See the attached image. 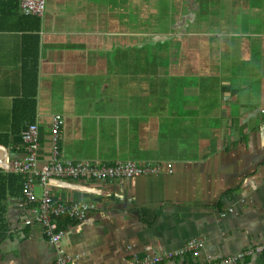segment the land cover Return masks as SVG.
<instances>
[{"label": "crops", "instance_id": "crops-1", "mask_svg": "<svg viewBox=\"0 0 264 264\" xmlns=\"http://www.w3.org/2000/svg\"><path fill=\"white\" fill-rule=\"evenodd\" d=\"M217 1L212 18L219 31L201 34L200 17L211 8L200 0H45L41 19L20 15L19 0H0V146L19 144L23 129L37 123L43 164L59 115L60 152L69 158L175 163L172 174L124 179L113 190L208 223L222 215L221 227L264 239V0ZM129 37L178 41L167 73L129 71ZM204 43L209 50L201 49ZM148 74L168 76L170 83L154 89ZM245 90L250 100L261 99L256 107L239 105ZM64 118L78 119L70 121L76 127L66 131ZM35 193L40 197L41 190ZM75 196L99 207L81 224L57 220L78 264H135L134 254L178 251L195 237L202 239L197 255L162 264H204L248 247L157 209ZM8 201L0 264H54L52 247L37 228L24 227L25 213ZM240 264H264V251Z\"/></svg>", "mask_w": 264, "mask_h": 264}, {"label": "built area", "instance_id": "built-area-1", "mask_svg": "<svg viewBox=\"0 0 264 264\" xmlns=\"http://www.w3.org/2000/svg\"><path fill=\"white\" fill-rule=\"evenodd\" d=\"M44 11L45 0H19V13L24 17L41 19L44 16ZM258 103H253V106L256 107ZM259 113L264 117V105L259 106ZM62 123L61 116L55 115L53 117L49 133V157L41 165L39 161L41 143L37 123L30 124L23 129L19 140L22 148L19 147V144H13L9 147L0 146V169L16 174L21 179L22 196L17 208L25 213L23 225L26 228L39 230L40 236L52 247L55 253L54 264L79 263L76 255H70L66 251L62 237L64 230L58 225L57 220L63 218L71 223L81 224L88 219L91 212L99 208L95 201L79 200L75 196L78 194H89L157 209L208 226L223 234L233 235L248 244L244 251L236 255H230L221 260H212L204 264H240L245 256L264 251V241L260 238L239 235L221 227L219 222L222 215L216 219L215 223H208L166 207L125 197L113 190L112 187L124 179L172 174L175 163L167 162L162 166L141 160L107 162L69 158L60 152ZM20 149H22V154L18 153ZM10 154H15L17 158L11 159ZM92 183H98L102 186L96 188L92 186ZM36 189L41 190L40 197L36 196ZM57 189L70 193H56ZM201 246V237H195L181 250L161 251L153 256L142 258L134 254L131 256V261L135 264H162L180 257L186 252L197 255Z\"/></svg>", "mask_w": 264, "mask_h": 264}, {"label": "trees", "instance_id": "trees-1", "mask_svg": "<svg viewBox=\"0 0 264 264\" xmlns=\"http://www.w3.org/2000/svg\"><path fill=\"white\" fill-rule=\"evenodd\" d=\"M202 8H205L209 5L211 8L210 16H201L200 23L197 31L201 34H215L219 31L218 23H216L212 16L215 14V10L218 8L217 0H200L199 2ZM215 37H211V41L215 43ZM128 46L136 50L137 60L134 67L130 70V51H129V62L128 67L129 71H142L144 73H149L154 69H163V73H167L169 68L170 59L173 53L178 49L179 42L168 39L162 43L153 42L152 38L142 37V38H130L129 37ZM213 68L216 67L215 64L212 65ZM225 68V66H224ZM254 96L251 94V99ZM247 107H252L253 104L246 105ZM8 173L0 169V221L5 218L6 215L10 213L8 209L9 201H16L18 205L22 196V184L21 179L18 175ZM5 221V220H4ZM5 223V222H4ZM5 223V227L9 225ZM3 236H0L2 239Z\"/></svg>", "mask_w": 264, "mask_h": 264}, {"label": "rangeland", "instance_id": "rangeland-1", "mask_svg": "<svg viewBox=\"0 0 264 264\" xmlns=\"http://www.w3.org/2000/svg\"><path fill=\"white\" fill-rule=\"evenodd\" d=\"M205 17H207V16H205ZM200 47H202L201 49L209 50L210 47H211V44L204 43V44L200 45ZM128 50L130 51V64H129V67H130V70H131L134 67L135 63H136L137 54H136V50L134 48H132V47H128ZM210 58H211V56H210ZM245 59H246V56L242 57V62H243L242 65H243V67L245 65ZM238 68H239V66H238ZM148 77H149V80H150L151 84L154 85V89H157L158 87L167 86L170 83V80H169L168 76H153V75L150 76L148 74ZM238 77H239V79H241L242 75L239 74ZM229 84H230V82H229ZM153 93H155V91H153ZM232 93H233V95H238L239 94V92L237 90H233ZM242 95L246 98V100L244 98H242V99L240 98L239 99V105L246 106L248 104H253L255 102H261V99H257V100H253V101L250 100L251 99V93L248 90H245ZM128 96H129V100H131V98L135 97V94H129L128 93ZM63 120H64V129L66 131L69 130V128L71 126L73 128L76 127V124H70V121H75V122L78 121V119H71V118H64ZM60 135H61V133H60ZM61 138H62V135H61ZM64 139L65 140H69V137H67V135H65ZM62 140H63V138H62ZM18 141H19V139L16 140V142H18ZM94 158L95 159H104V160H106L102 154H97V155H95ZM173 171H174V169H173ZM253 238H255V237H253ZM260 240L264 241V239H260Z\"/></svg>", "mask_w": 264, "mask_h": 264}]
</instances>
